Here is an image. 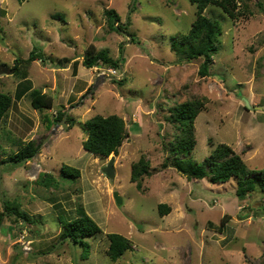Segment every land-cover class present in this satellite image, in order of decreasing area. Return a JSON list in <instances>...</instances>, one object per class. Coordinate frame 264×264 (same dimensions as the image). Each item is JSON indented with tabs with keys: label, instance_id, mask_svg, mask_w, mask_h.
Returning <instances> with one entry per match:
<instances>
[{
	"label": "rangeland",
	"instance_id": "obj_1",
	"mask_svg": "<svg viewBox=\"0 0 264 264\" xmlns=\"http://www.w3.org/2000/svg\"><path fill=\"white\" fill-rule=\"evenodd\" d=\"M131 1L0 0V91L12 96L0 121V212L5 200L29 218L2 216L0 264H264V193L239 199L235 178L214 184L161 167L175 133L170 108L197 96L206 103L195 119L190 160L201 162L226 143L248 168H264V0H249L252 14L237 19L214 5L204 10L221 28L206 76L198 74L200 59L181 64L171 48L173 35L193 21L195 4L134 0L129 10ZM107 9L115 10L119 29L108 26ZM92 46L120 65L85 67L83 55ZM33 48L44 61L20 63L23 79L10 74L14 59H26ZM35 89L52 95L50 109L32 108ZM58 111L68 116L66 128L53 118ZM95 114L124 120L129 137L117 154L102 158L83 148L86 121ZM29 140L39 142V153L27 162H1ZM112 154L113 182L102 170ZM141 155L151 172L140 191L129 174ZM62 165L79 175H62ZM44 172L53 177L49 186L37 182ZM159 203L169 206L167 214L158 212ZM78 204L100 232L74 244L73 261L60 233ZM112 232L132 243L115 262L105 254ZM26 235L34 239L25 242ZM21 244L32 254L18 251Z\"/></svg>",
	"mask_w": 264,
	"mask_h": 264
},
{
	"label": "trees",
	"instance_id": "obj_2",
	"mask_svg": "<svg viewBox=\"0 0 264 264\" xmlns=\"http://www.w3.org/2000/svg\"><path fill=\"white\" fill-rule=\"evenodd\" d=\"M191 1L196 6L195 17L186 32H178V34L173 35L171 48L178 55L177 61H180L181 64L200 59L198 74L206 76L209 74L208 71L212 62V56L219 49L221 28L217 21L210 19V17L204 14V10L209 5H214L221 8L227 16L233 19H237L245 14L250 15L252 11L247 6L249 0ZM261 9L264 10V7L261 6ZM105 16L107 17L109 27H114V29L121 27L122 24L119 23V18L115 10H105ZM40 51L33 48L26 59L15 58L13 66L9 69L10 74L15 76L21 75L22 79L25 78L26 65L21 67L20 63L26 64L37 59L43 62L44 59L41 53H39ZM99 62L101 64L108 63L114 69L120 65V61L108 56L105 50H96L93 46L90 47L83 55V65L90 68ZM27 90L30 89L26 88L24 92L22 90L23 93L17 94L18 97L25 94ZM205 101V97L198 98L197 96H193L192 99L175 103L170 108L171 116L169 119L174 125L175 133L172 139L167 142L169 153L162 162L161 167L167 168L171 166L188 179L200 180L206 178L214 184L223 183L231 178H235L237 181L235 194L239 199L245 198L256 190L264 193V168H248L241 156L235 153L231 146L226 143L216 144L211 153L201 162H193L188 157L196 144L195 119L205 107ZM11 103L12 96L0 91V121L6 116ZM30 104L32 108L37 110L50 109L53 106V97L51 94L35 89L30 91ZM64 113L65 111H58L53 118L55 121H59L62 119ZM65 120L68 123V116H66ZM86 130L87 136L82 142L83 148L89 153L102 158L109 156L111 153L117 154L118 147L129 137L124 120L117 114L107 116L95 114L91 116L86 121ZM18 143L21 142L18 141ZM39 147V142L29 140L21 144L16 152L10 154L8 157L2 158L1 162L4 160L27 162L28 159L39 153ZM60 172L62 175L70 177H77L79 175L77 169L67 165H62ZM150 172L151 166L149 160L144 155H141L138 160L130 164L129 180L134 183L137 190L141 191L142 181ZM39 174V178L42 177V180L40 179L37 182L48 185V183L53 181L50 173L44 172ZM9 207L8 202L3 200V211L0 212V221L2 216L7 213L18 216L22 222L29 219L26 213L17 211L19 206H16L14 203ZM9 209L14 212H10ZM75 210L77 215L62 224L60 237H64L69 243L67 237L70 236L74 244H82L86 236L99 233L100 227L85 213L81 204H78ZM157 210L162 216L167 214L170 208L165 203H159ZM226 222L227 219L225 217L220 220V224L217 227L219 232L222 231ZM106 238L108 245L105 254L112 262L117 261L125 251L132 248L131 241L119 233H108ZM85 256L86 254L83 253L82 257L84 258Z\"/></svg>",
	"mask_w": 264,
	"mask_h": 264
},
{
	"label": "water",
	"instance_id": "obj_3",
	"mask_svg": "<svg viewBox=\"0 0 264 264\" xmlns=\"http://www.w3.org/2000/svg\"><path fill=\"white\" fill-rule=\"evenodd\" d=\"M133 3H134V0L131 1V4H130V7H129V10H131ZM245 103H246V104H244L245 107H246V108L249 107L248 102H247L246 100H245ZM65 117H66V115H63L62 119L60 120V123H61L62 127H64V128L67 127V124H66V122H65ZM114 158H115V157H114V155L112 154V155L110 156L109 161L107 162V164L102 168L104 174H105V175H106V176H107L112 182H113L114 179H115V170H114V166H113ZM113 198H114L115 202H116L118 205L122 203L121 196H120L117 192H114V193H113ZM33 239H34L33 236H31V235H30V236L26 235V237H25V242H27L28 240H33ZM67 239H68L69 244H70V247H71V249H72L73 261H74V260H75V256H74V250H75V249H74V243L72 242L70 236H68ZM17 250H18V251L26 250V251H28L29 254H32L31 251H29V249H28V250L25 249V247H23L22 244L19 245V246L17 247Z\"/></svg>",
	"mask_w": 264,
	"mask_h": 264
},
{
	"label": "flooded vegetation",
	"instance_id": "obj_4",
	"mask_svg": "<svg viewBox=\"0 0 264 264\" xmlns=\"http://www.w3.org/2000/svg\"><path fill=\"white\" fill-rule=\"evenodd\" d=\"M65 238L63 237V240H64ZM66 240V239H65Z\"/></svg>",
	"mask_w": 264,
	"mask_h": 264
}]
</instances>
